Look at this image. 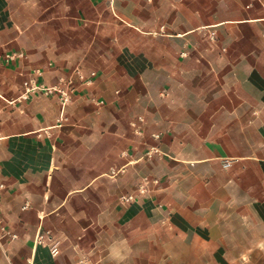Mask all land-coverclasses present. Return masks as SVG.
Here are the masks:
<instances>
[{"label": "crops", "instance_id": "1", "mask_svg": "<svg viewBox=\"0 0 264 264\" xmlns=\"http://www.w3.org/2000/svg\"><path fill=\"white\" fill-rule=\"evenodd\" d=\"M0 183V264H264V0H0Z\"/></svg>", "mask_w": 264, "mask_h": 264}, {"label": "built area", "instance_id": "2", "mask_svg": "<svg viewBox=\"0 0 264 264\" xmlns=\"http://www.w3.org/2000/svg\"><path fill=\"white\" fill-rule=\"evenodd\" d=\"M24 56V53L21 51H15L12 53H7L5 55V60L7 62L9 61H13L17 58H22ZM95 74V73H92ZM83 77V76H81ZM92 81L91 78L86 79L87 83H90ZM39 91H44L46 94L49 95H56L61 103L63 105L67 104L68 102L71 101L72 96H73V86L70 83V80L66 79V78H61L60 82L58 84L52 85V86H48V85H44L38 82V80L35 77H30L29 79H27L25 81V91L22 94L23 98H29L32 94L37 93ZM140 120H143L142 118H140ZM133 125L136 126V123H134ZM138 130V129H137ZM158 152V149H156L155 147H153L152 149H150L148 151V154H150L151 156ZM230 165V161H226L224 163V166H229ZM154 183H158V179H153L152 180ZM151 183V179L147 176H145L142 180V183L140 184L139 188H138V193L137 194H128V195H122V199L124 201H133L136 199V197L139 194H147L149 192V185ZM6 187L5 183H0V195H1V190L4 189ZM17 235L15 233H12L4 224L3 222V218L0 214V239L1 238H15ZM50 246V250L53 256H55L56 254H58L59 252V242L58 241H54L52 244L49 245Z\"/></svg>", "mask_w": 264, "mask_h": 264}]
</instances>
